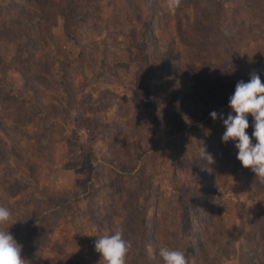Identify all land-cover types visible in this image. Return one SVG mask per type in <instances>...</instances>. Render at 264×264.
I'll use <instances>...</instances> for the list:
<instances>
[{
  "label": "rangeland",
  "instance_id": "rangeland-1",
  "mask_svg": "<svg viewBox=\"0 0 264 264\" xmlns=\"http://www.w3.org/2000/svg\"><path fill=\"white\" fill-rule=\"evenodd\" d=\"M253 71L264 0H0V205L25 264H103L120 228L126 264H264V183L210 116Z\"/></svg>",
  "mask_w": 264,
  "mask_h": 264
},
{
  "label": "clouds",
  "instance_id": "clouds-1",
  "mask_svg": "<svg viewBox=\"0 0 264 264\" xmlns=\"http://www.w3.org/2000/svg\"><path fill=\"white\" fill-rule=\"evenodd\" d=\"M169 10L178 8L181 0H167ZM229 107L236 113L228 114L227 118L216 111L210 113L213 120L220 118L226 131L223 133L224 143L238 140L235 147L239 150L237 159L245 168H250L256 179L264 183V82L260 75L253 71L250 79L236 84L235 91L229 99ZM246 114L254 118L252 138L247 134L249 121ZM203 158L209 163L215 162L212 154L205 149ZM12 213L9 208L0 205V264H25L22 258V245L18 244L14 236L7 229ZM132 247L131 241L126 239L122 228L112 233L100 235L95 241V250L101 254L103 264H126L127 255ZM159 255L164 264H189L184 251L169 247H161Z\"/></svg>",
  "mask_w": 264,
  "mask_h": 264
},
{
  "label": "trees",
  "instance_id": "trees-1",
  "mask_svg": "<svg viewBox=\"0 0 264 264\" xmlns=\"http://www.w3.org/2000/svg\"><path fill=\"white\" fill-rule=\"evenodd\" d=\"M77 1V0H74V2ZM70 2V1H69ZM71 3V2H70ZM60 15H63V14H60ZM133 24V23H132ZM134 26V25H133ZM71 35V34H70ZM150 35H152L150 33ZM150 35H148V39H150ZM15 72L19 73L18 70ZM249 80V79H248ZM214 92H212V95H213ZM232 94H229V95H223V94H218V95H215L214 96V99L218 101V103H220L218 105V108L216 109V112H218V110H222L224 109V111H226V106L229 105V99L231 97ZM249 128L246 130L247 134L250 136V138H252L253 140V143L255 144L256 143V140L254 137H252V132L254 131V118L251 116L249 119ZM249 131V132H248ZM182 190H184V192H181L179 191L178 195H179V205H180V215H181V223H182V229L184 231V233H187L188 235H191L192 234V218H191V214H190V203H189V197H187V189L186 188H182ZM76 197V195L74 196ZM70 201V200H68ZM68 202H60V205H58L57 209H59L60 206H65ZM34 205H37V203H35ZM48 207V206H46ZM11 209H13V207H11ZM47 210H51V212H55L53 211V209H50V208H47ZM48 212V211H47ZM32 221L30 222V224L33 226L32 227V231H37L36 227L34 226L33 222L34 220L31 219ZM189 253L190 254H194L195 253V248L194 246H190L189 248Z\"/></svg>",
  "mask_w": 264,
  "mask_h": 264
}]
</instances>
